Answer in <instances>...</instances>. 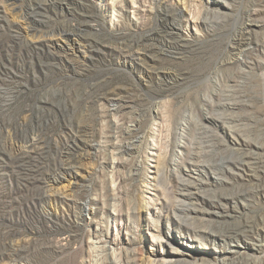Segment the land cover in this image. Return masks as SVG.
<instances>
[{
  "label": "rangeland",
  "instance_id": "obj_1",
  "mask_svg": "<svg viewBox=\"0 0 264 264\" xmlns=\"http://www.w3.org/2000/svg\"><path fill=\"white\" fill-rule=\"evenodd\" d=\"M263 73L264 0H0V264H264Z\"/></svg>",
  "mask_w": 264,
  "mask_h": 264
},
{
  "label": "bare ground",
  "instance_id": "obj_2",
  "mask_svg": "<svg viewBox=\"0 0 264 264\" xmlns=\"http://www.w3.org/2000/svg\"><path fill=\"white\" fill-rule=\"evenodd\" d=\"M224 2H226L227 0H222ZM208 13L212 14L215 13V11H213L212 9L208 10ZM250 30L247 31V33L250 34ZM263 34V33H261ZM258 34L257 35H261ZM262 40V39H261ZM253 47L250 46V48L248 47L246 49V54H250V52L252 53V49ZM242 52H244V50L238 52V53H233L231 58L233 60H239L241 63L245 62L244 58H241L240 55H242ZM248 56V55H247ZM264 75V73H263ZM239 102H229V103H220V105H222L223 108L227 109V110H234L236 108V104H238ZM217 110H220V112H217V115L215 113H211L210 117H215L219 120H221L224 124H226V126L228 127V130H230L232 132V134L235 136V138L237 140L240 139V136H243L244 133L241 131V129L238 126V123L236 122V120L234 119H229V117L225 116L224 113L222 111L221 108H217ZM179 150H180V156L179 158H177V162L178 163H183L185 161H188L192 164V172H194V170H198L199 166H200V161H202L204 158V155L206 153V151H204L201 146L199 144H194L193 146L191 144H188L185 141L179 142ZM105 148L107 147V144L103 145ZM138 147V146H137ZM134 148V149H137ZM179 189H178V203L176 204L177 208L180 210L185 211L187 214H190L192 211H197L199 208L194 205L193 201L195 196L198 195V191L200 188V185L198 183L197 180L195 179H189V178H184V177H180L179 178ZM90 206L89 203L87 201H85L83 203V210L85 211H89L90 210ZM100 247V246H99ZM102 248L106 251V246L102 245ZM102 255V254H101ZM110 260V259H109ZM203 262V260H202ZM110 261H107L106 264H109ZM205 263V262H204ZM202 263V264H204ZM164 264V263H163ZM201 264V263H200Z\"/></svg>",
  "mask_w": 264,
  "mask_h": 264
},
{
  "label": "water",
  "instance_id": "obj_3",
  "mask_svg": "<svg viewBox=\"0 0 264 264\" xmlns=\"http://www.w3.org/2000/svg\"><path fill=\"white\" fill-rule=\"evenodd\" d=\"M263 81H264V75H263ZM263 98H264V91H263Z\"/></svg>",
  "mask_w": 264,
  "mask_h": 264
}]
</instances>
